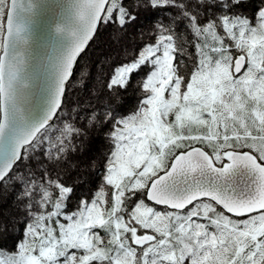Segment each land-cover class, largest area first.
Segmentation results:
<instances>
[{
	"label": "snow or ice",
	"instance_id": "6c2138e0",
	"mask_svg": "<svg viewBox=\"0 0 264 264\" xmlns=\"http://www.w3.org/2000/svg\"><path fill=\"white\" fill-rule=\"evenodd\" d=\"M0 264H264V0H0Z\"/></svg>",
	"mask_w": 264,
	"mask_h": 264
}]
</instances>
